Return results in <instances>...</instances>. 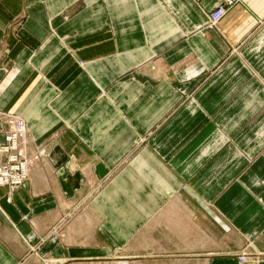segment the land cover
Here are the masks:
<instances>
[{"label": "crops", "instance_id": "0c3cea01", "mask_svg": "<svg viewBox=\"0 0 264 264\" xmlns=\"http://www.w3.org/2000/svg\"><path fill=\"white\" fill-rule=\"evenodd\" d=\"M217 5L0 0V144L19 116L45 150L28 181L0 185V264L137 238L264 264V0L207 26Z\"/></svg>", "mask_w": 264, "mask_h": 264}, {"label": "built area", "instance_id": "2783aa9c", "mask_svg": "<svg viewBox=\"0 0 264 264\" xmlns=\"http://www.w3.org/2000/svg\"><path fill=\"white\" fill-rule=\"evenodd\" d=\"M217 7L209 13L207 26H214L232 5L241 0H217ZM13 120V117H10ZM13 121H17L14 119ZM14 122V123H15ZM14 124L5 132V141L0 144V185H7L15 188L24 184L29 178L31 168L30 164L35 162V149H27V143L16 142L17 140L10 135L14 131ZM16 140V141H15Z\"/></svg>", "mask_w": 264, "mask_h": 264}, {"label": "rangeland", "instance_id": "374dc122", "mask_svg": "<svg viewBox=\"0 0 264 264\" xmlns=\"http://www.w3.org/2000/svg\"><path fill=\"white\" fill-rule=\"evenodd\" d=\"M7 123V129H9L11 124L8 121ZM148 247L149 241L147 239L143 242L137 238V240H131L122 246L114 247L109 253L93 254L91 256L77 258L61 257L59 260H48L46 264H197L196 259L171 258L162 254L156 255ZM246 254L250 256L248 253ZM241 257L243 258L242 255ZM255 260L256 264L260 262V259ZM242 261L252 262L253 260L246 259Z\"/></svg>", "mask_w": 264, "mask_h": 264}, {"label": "bare ground", "instance_id": "6f19581e", "mask_svg": "<svg viewBox=\"0 0 264 264\" xmlns=\"http://www.w3.org/2000/svg\"><path fill=\"white\" fill-rule=\"evenodd\" d=\"M14 131L11 133V137L16 139V142L20 143H27V149L30 146L31 141L33 140L31 136L28 134V128L25 124V122L20 118L19 116L17 117V121L14 123ZM35 153H36V159L40 160L42 156L45 155V150L42 145H39L38 148H35ZM28 167L31 168V171L33 169L32 163L30 164V161H28ZM35 163V162H34ZM33 163V165H34ZM31 175V173H30ZM29 180V179H28ZM27 180V181H28ZM123 263V262H122Z\"/></svg>", "mask_w": 264, "mask_h": 264}]
</instances>
